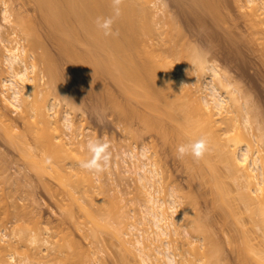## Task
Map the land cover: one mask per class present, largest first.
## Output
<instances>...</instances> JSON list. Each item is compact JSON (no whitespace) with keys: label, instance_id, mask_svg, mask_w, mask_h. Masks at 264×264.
I'll return each mask as SVG.
<instances>
[{"label":"rangeland","instance_id":"rangeland-1","mask_svg":"<svg viewBox=\"0 0 264 264\" xmlns=\"http://www.w3.org/2000/svg\"><path fill=\"white\" fill-rule=\"evenodd\" d=\"M4 1H6V3L9 4V8L13 11V12L11 11L12 16L10 21H6L4 19V15L2 14V12L5 9ZM161 1L162 2L159 5H157V7L153 8V10H158V7L161 6V9L162 8L164 9L163 12H159V14L157 15V17H160L159 18L160 25L158 27L167 28L166 21L168 20L167 19L168 17L174 18L179 23L186 37L188 36L187 39L190 38L189 41L193 43L194 46L196 45L204 53V55L207 58V63L215 64L219 67V69H221V73L225 78V84L234 93L238 101L241 102L242 104L247 105L246 108L247 111H249L250 113L249 115L252 120L251 131L255 136V139H253L255 146L257 145V141L259 140L260 137L263 139V143H264V15L260 14L262 11H257V15L253 14L254 12L252 13L253 10H251V6L248 3V0H215L216 2L213 0L216 4L211 0H208L209 2L207 0H205V2L203 0L202 1L201 0H161ZM262 1L263 0H260L259 2L262 3ZM209 3L211 6H212L211 3L215 5L211 7L208 5ZM36 5L37 3H35L34 0H0V24L3 26L2 29L4 31L3 33L9 34L13 30L14 31L16 30V34L10 36L11 39L14 41V43L20 42L22 45H25L26 48L30 46V44L28 45V42L25 40L24 37V34H26L28 38L30 37L28 36L30 34H28L29 32L27 30H29L32 33L34 30L35 31L37 30L36 32L39 35V37H41L40 38L41 41L45 40L44 41L46 42L45 44L44 42H42L44 44L43 46L46 48V50L47 49L49 50L48 53H52V55H49L50 58H53L55 56L52 62L53 64H55V66L57 63L56 66L58 67L57 70L59 72L61 71L58 74L59 77L61 78L59 79L62 82L63 87L66 91L65 93L68 94L70 92L72 96L76 97V99L75 97H73L74 99H72L70 93L68 94V96L67 94H65L66 97L69 96L71 97V100L69 99L70 103L68 102V99L64 98L65 95L63 96V95L55 94V96H53V95H49V93H47V95H49L50 98L56 97L58 99L59 97L60 100L57 111L60 115H63L66 109H72L73 116L75 117V121L79 125V130H80V131L77 130V133L79 131L78 133L79 138H77L76 140L83 143L81 144L82 146L78 145V148L80 149L81 152L85 153L88 151L87 145L90 140H98L100 141V143L107 145V152L110 154V159L106 165L105 170L99 174L90 172V175L96 185L97 184L99 185L100 183H104L105 185L104 188H106V190L109 191L107 192V195H101L103 198L105 197L104 200H100L101 196L95 193L96 196L98 195L97 200L91 202V199L87 198L85 194L82 195L83 191H81L80 187L74 188L72 186V185L75 186L74 183L70 185V183L67 182L69 186L67 187L63 186V184H59L60 181L57 179L55 175H54L55 177L51 175L53 174V172L50 173L51 171H49L48 169L47 170L49 171V173L48 171H43V170L39 171V169H41L39 165L42 164L43 158L46 159V155H45L46 151L44 150L42 145L43 144L42 142H44L42 141L43 138H40L38 140L40 141L42 139L41 140L42 144H41L40 142H37V140H35V136L38 139L39 136L42 135V132L40 131L43 130H41L40 127L37 126L38 129L40 130L38 131V133L40 132L39 136H37L38 133L35 130L36 128L35 126H33L34 129H32V132L36 131L37 135L36 133L34 135L33 133H31V131L30 132L27 131V129L31 130L30 128H28L30 124H27L24 121V119L21 118L19 112L15 111V109L11 105L9 106L7 105V101L5 102L3 95L0 93V190H1L0 191V238H1L0 242L5 243L4 244L5 246L4 245L2 246V244H0V248H1L0 251H4L3 255L4 257L6 256V260L12 261L10 255L15 253L14 256L16 257L17 261L18 260L21 261V259L22 260L25 259L28 261L29 264H39L41 262L42 263L44 262L46 264H65V263L67 264V262L68 263L70 262L71 264H74L75 261L76 264L77 263L84 264V262L86 264L88 263L89 264H140L139 262H137L138 260L136 259V257H134L133 254L128 252L125 249L124 245H122L123 243L121 241V238L117 237L114 232L113 233L111 232L112 228L109 230L102 229L98 226L96 227V225L95 228H93L94 225L93 226L91 225L93 223L91 222L92 220L88 213L90 211H94L97 214L101 212V217L98 216L100 221L101 218L103 217H105V219L111 217L109 219V222L113 220L112 222L118 223L119 220H123L124 224H121L123 228L126 227L129 228L130 225L133 223L137 224V221L135 222V219L140 216L139 214H141L140 208L142 207L141 205L143 204L144 201L143 197L144 198L146 197L145 195L147 190L142 188L141 191V186L136 183V181H138L136 176L134 174H130L129 172L127 173L125 171L124 168L128 166L132 167L133 162L131 161L130 157H126L124 155V152L133 151L134 153H138V152L141 153V151L144 148H146V151L148 152L147 157L149 158L151 157L149 159L151 161L149 162L156 165V167L162 173L161 177H163L160 181L161 183L158 182V184H156L158 191L161 189L160 190L161 195H159V193L157 194L162 198L168 199L169 197L168 192L169 193L176 192L175 194L177 195L176 196L177 199H180L182 197L180 199L182 203L179 202L178 200L179 216L183 219L188 216L189 221H192L191 222L192 225H193V221H195L196 223L199 222L198 226L200 228V231H203V229L205 231L207 229L206 231L210 235V238L212 236L211 238L212 244L210 245V247L212 248L213 246L214 248H212L210 251L214 256V257L212 256L214 261H212L211 264H219V263L243 264L244 261L242 262L241 260L243 259L246 260L245 257H248L247 259L250 258V256H246V254H248L247 251L250 248L248 249L247 248L248 246L246 245L247 246L246 248L248 250L246 251V249H244L245 244H248L249 242L246 243L244 242L245 240L243 238L242 235L243 233H241V231L243 230L244 233L246 232V235H249L247 234L248 233L247 229L248 230L250 229L252 231L253 228L251 229L250 226L251 223H249L250 218L247 216L248 211L247 214H245L246 211L244 212V210H247L246 208L244 209V207H247L244 206L246 203L245 202H244L245 204L243 203L244 200L239 201L240 203L238 202L239 197L241 196V194H243V189H240L242 190V192L239 190L238 186L240 184L234 182L236 181L235 178L233 177L234 175L231 177V179L234 180L232 181L230 179L229 169H228L229 174H225L223 172L224 171L227 172V169L226 167L225 168L223 167L224 165L222 164V162L220 163L219 161L221 166H217L216 164L217 171L220 167L223 168L219 170V171H223L222 176L220 174L221 172L218 171L220 175L217 174L218 175L217 178L219 179L223 177V175H226L225 177H223L224 179L229 177L226 181L223 178L220 180H224L225 181V182L223 181L224 183H227L228 180H231L229 181L230 184L227 183L226 186V189L230 188V190L227 191V193L228 192L230 193V195L228 194L229 197L226 194V197H228L227 199H229L232 195H233L232 197L235 196L236 198L238 196L237 193L240 192L238 199L236 198L237 201L235 200L237 203L234 201L232 197H231L232 200H229V202H232V204L234 202L233 205L236 206L237 210H234L236 208L233 207L232 208L234 211L238 212V213L234 212V214L237 215L231 216L227 209L225 208H224L225 210L223 209L226 203L224 205L220 204L221 201H219L218 199L221 198V196L218 197L217 192L215 191L220 188L219 185H221V183L217 184L215 182L219 186V188L215 184L218 189L216 188L214 190L211 184H209L210 182L207 183L205 180H203L204 179L202 178L203 175L201 176V173H199L198 169L195 170L196 168H198L197 166L199 165L196 162L197 165L196 167L194 166L195 165L194 158L192 159L194 163L191 162L192 160L190 161L191 164L193 163V166L191 165L192 167L188 163L189 159L191 158L188 159L187 155H186L187 157L185 156L182 159L178 158L176 150L178 146H180L181 144L177 142L178 140L176 138L177 136H175V139H177L176 141L173 138H171L173 141L170 139V137L173 134V131L172 134H164L165 132L168 133L170 132V130L164 131L165 128L167 129L168 125H169L168 128H170V126L175 127L176 125V124L173 125V122L171 121L172 119H170L167 114V112H169L168 110L169 105H166L168 109L164 106L165 105L164 103H166L165 98L164 100L161 101H165L163 103L164 105L162 106H164L166 109L159 106L158 110L161 107L162 111L161 109L160 111L162 113L159 111L160 112L159 114L158 110H157L158 113L156 111L154 112H156V115L158 114V116H160L161 119L164 120L167 126L164 124L163 120L162 121L159 120L158 116L156 115H154V117L152 116L153 114H155L154 112L151 111L153 114L150 112L154 120L158 117L157 119L159 120V122H157L158 120L157 121L155 120L157 123L161 124V122H163L164 124V125L161 124V126H164V129L162 127L160 133H158L159 132L158 129L160 126H158L156 122L155 124H157L156 126H158L157 129L153 128L156 127L154 124H153L154 126L152 127V125L151 126L148 125L147 123L144 122V120L138 117L137 112H139V110L140 112L143 111L144 113V112H149L150 109H148L147 105L145 106L146 104L145 102L144 105L143 103L142 104L140 103L141 101L143 102V100L141 99L137 100L136 95L133 94L132 96V94H130L132 91L128 90V88L126 89V87L132 88L131 85L133 86L135 85L134 88H137L136 84L131 83V85H128V83L130 82L129 81L128 83H126L128 86L125 84L126 86L124 87L123 85H119L117 83L119 85L118 86L117 84H115L116 81L110 76L108 77V75H103L104 77L99 75L101 78L100 79L97 74L96 75L94 74L96 76L95 77L92 74L90 75L88 71L86 72V70H83L84 68H82V66H79L80 65L79 64L80 62L78 63L79 60L76 61V59H73L74 58L73 54L76 51V50L74 51L73 49H75L77 46L75 48L69 46L70 47L69 49L74 51L73 53L71 52V50L69 51L70 55L72 54L73 57L70 56L67 50H65V47L67 45L64 47L62 46L65 44L62 43L63 41L62 42L60 41L61 38L59 40L60 35L58 36L56 32L55 33L53 32L50 25L45 21L44 17H42L43 16V14H41L42 12L39 11L38 6ZM20 9L22 10L23 13H25L24 15L27 17V21L31 22L33 20V22L31 23L27 21L23 22V20H21L27 32H24L25 30L22 31V29H24L22 28L23 27L22 24H20L21 27L18 25L21 19V17L19 16L20 15L19 13L21 12ZM14 13H16L15 16H13ZM17 15L19 16V19L16 20V18H18ZM41 19L44 20L42 21ZM161 22L162 24H164L163 26ZM32 26H34L33 29ZM28 38L27 40L29 41V39L31 38L29 39ZM79 45L80 47L77 48L79 49L78 52L80 51L82 52L85 46L83 45L84 46L83 47L81 46V44H78V46ZM43 46H40L43 50L42 49L36 50V52L34 53L39 54L41 51H46ZM2 47L3 46L0 45V87L3 79L6 78V76H8V74H5L6 71L5 73H3L4 71L3 72L1 71L3 69L2 60L4 56L3 55L4 50L2 51ZM66 48L68 49V47ZM28 50H30V48ZM64 53H66L67 55ZM68 55L70 59L69 57H67ZM56 58L58 62L56 61ZM27 61L28 63H31L33 62V59L31 57H28ZM62 75H64V77ZM183 76L189 80L195 79L193 70L185 71ZM205 77H208V75H206ZM47 79L48 80L50 79L48 75L45 76L46 81H48ZM66 79L68 80V82ZM99 84L102 86V88ZM104 84H105V88H103ZM172 87L175 88L174 85L173 86L166 85L165 87V89L169 91L168 93L171 92V95L176 93L175 92L176 90H174ZM93 88H96L98 92H96V89ZM0 89H2V87ZM168 89L170 90L173 89L174 93L172 94L173 90L170 91ZM178 89H177L178 95L182 92L181 93L182 97H184L185 95L183 94V91L181 89L180 91H178ZM138 90L143 91L141 89ZM129 91L131 92L129 93ZM125 94H126L125 97L127 98L124 97ZM127 94H129L130 96L129 95L127 96ZM6 95H9V93ZM160 96L163 97L162 95ZM176 96L177 95H175L174 97L176 98ZM109 97H116L119 98L120 100L122 99L121 102L124 99L123 102L125 104L121 103L122 106H120L119 105L120 103H118L117 105H119V107H124V105L125 107L128 106L125 108L126 113L130 115L128 116V120L127 119L124 120V118H121L120 115H118L119 112L117 113L115 111L117 109L113 110L114 103L112 102L113 104H110L111 103L110 100L112 98L110 99ZM114 99L112 100L115 101ZM119 99L117 100L119 101ZM126 99L127 100L131 99V101L128 100L129 102H127ZM183 100L185 101L186 99H182V98L180 99V101ZM157 103L162 104L161 102H158V100ZM185 103H188L187 100L185 101ZM100 107L108 110L103 111L102 109H99ZM129 107L132 111H129L130 110ZM131 107L137 108V112H136L137 118L135 116L136 113L133 111L135 109ZM131 112L133 114H131ZM140 112H139V116L143 115V113L140 115ZM52 113H54V110L52 111ZM150 113H147V116H150ZM144 115L146 116L145 113ZM125 123L127 126H125ZM62 127H63V131H65L63 125ZM171 129L174 130V128ZM67 132L70 131L66 130L65 135ZM165 135L166 136L170 135L169 138H167L168 140H166V138L163 137ZM9 136H11V139ZM66 138L69 139L67 136ZM15 139L19 142H16ZM261 150H262L260 153L262 159L261 164H263L264 167V146L261 147ZM212 152H213L212 156L216 155V152L215 153L214 151ZM215 157L214 159H217ZM35 161L38 165L34 163ZM118 161L120 162L119 165L117 164ZM205 164L207 163H204V165ZM34 165H37L39 169L38 168L36 169V166ZM207 165L204 166L205 168L203 167V169H205V172L209 173L210 175L214 174L216 168L214 167L215 168L214 170L213 167H210V169H213L212 170L213 173L211 172L212 173L211 174L209 172L210 169H208L210 165L208 167ZM189 166L191 168H189ZM50 170H52V168ZM205 172L203 171V173ZM215 173L217 172L215 171ZM214 175H212L211 178H214L216 176ZM215 180L217 181V179ZM158 185L160 187H158ZM212 185L215 186L213 183ZM225 185L226 184H224L223 188H225ZM71 186L73 187V190ZM117 186H119V189L121 190V192H123L122 193L123 196L122 197L120 196L121 198L118 197L120 200L114 199L115 197H113L115 192L117 194V190H116ZM231 189L235 191L233 192ZM75 190L77 191V193ZM238 190L239 192H237ZM230 191L232 192V194ZM141 192H145L144 193L145 195H142ZM214 192H216V194ZM10 193L11 194L13 193L14 195L13 194L10 195ZM92 194L94 193L92 192ZM166 194L168 195V197H165ZM178 195H180V197ZM80 196L81 197L85 196V197L81 198ZM221 199L224 203L225 201L224 198ZM242 199L244 198L242 197ZM227 205H229V203ZM237 205L239 207H237ZM101 206L103 208H101ZM228 208L230 209V207ZM186 210L189 211V212L187 211L189 215L184 214L186 213ZM230 210L232 211V209ZM94 212L91 213L96 215V213ZM182 213L186 217H184ZM5 214H7L6 217ZM114 215L117 216L116 220L114 219L115 218ZM192 216L193 218L194 217L195 218L193 219ZM190 217L192 218V220L190 219ZM196 218L199 220L197 221ZM103 219L101 222H103ZM105 219L104 221H106ZM205 219L207 221H205ZM184 220L182 222H184ZM182 222H178L180 231L181 229L183 231L185 227V224H183L182 226ZM201 224L204 226V228H202L203 226ZM114 226L118 227L117 225H115V223ZM241 226L243 227L240 228ZM245 226L247 227L249 226L250 228H247ZM20 228H23V230ZM91 228L96 229L97 231L93 230L96 233L99 231L98 234L96 235V233H91ZM21 230L25 234V235L23 234L24 237H26L24 240L21 239L23 238ZM206 231L199 233L198 237L200 238L198 239L195 238V240L192 238V240H194V244L195 241L196 244L198 243V245L202 244L201 242L204 243V235H208ZM252 232H254L253 234L251 233L252 235L256 233L255 235L260 236V232H255V231ZM6 234L8 237H4V235ZM33 234L38 235V237L41 240L39 244L37 243V245L32 244L31 241L29 240L30 236H32ZM93 234L98 238L95 239ZM249 236L246 237L249 238ZM251 237H252L250 239L251 245H253L255 248H258L259 250L261 240H258V238H256L255 236H251ZM45 239L49 240V244H45L43 242ZM5 241L10 243L8 244ZM206 242L208 241L206 240ZM12 243L13 245H11ZM173 243L174 244L171 243V246L177 247L175 249H178L179 245L176 246L177 242L176 243L173 242ZM251 245L250 247H252ZM4 247L7 248V250ZM13 247H15L16 249ZM239 247L242 249H240ZM34 248H38L39 251L38 249H36L37 253H35L36 250H34ZM175 249L173 248L174 252L178 254L177 255L178 261L181 260L182 262V263L180 262L181 264H186V261H183L184 257L182 256L180 249L176 251ZM262 249L264 252V248ZM217 250L219 251V253ZM239 250H241V252L245 250L243 251L245 255L242 254L245 257L241 255V252ZM70 254L72 255V257L75 256V259L77 258V260L69 261L70 258L72 259V257H69ZM216 256L219 257L215 258ZM242 257L244 258L242 259ZM218 259L220 260V262ZM79 260H81L82 262L80 263ZM246 262L244 264H246ZM0 264L2 263L0 262Z\"/></svg>","mask_w":264,"mask_h":264},{"label":"bare ground","instance_id":"bare-ground-1","mask_svg":"<svg viewBox=\"0 0 264 264\" xmlns=\"http://www.w3.org/2000/svg\"><path fill=\"white\" fill-rule=\"evenodd\" d=\"M203 1L205 2V0ZM259 1L258 0H248V3L251 6V10H253L252 13L254 12L253 14L257 15V11H262L260 14L264 15V0L262 1V3H260ZM34 2L37 3L36 6H38L39 11L42 12L41 14H43L42 17H44L45 21L50 25L53 32L54 33L56 32L58 36L60 35L59 40L61 38L60 41L61 42L63 41L62 43L65 44L62 46L64 47L67 45L66 47H68V49L65 47V50H67V52L69 53V51L71 50L69 49L70 48L69 46H71L72 48H75L77 46L75 49H73L74 51L76 50L77 52L76 51L74 52L73 50H71V52L72 53L74 52L73 59H76V61L79 60L78 61V63L80 62L79 66H82V68H84L83 70H86V72L88 71V73L90 75L92 74L93 76H95L96 74L98 76L108 75V77L110 76L116 81L115 84L118 83L119 85H123L124 87L127 85L126 83L130 81L129 82L130 84L128 83V85H131V83L132 84L134 83L136 84V87L138 89L143 90V91H140L137 88H134L135 85L134 86L131 85L133 90L130 87H126V89L128 88V90L132 91V92L129 91V93L131 92L130 94H132V96L134 94L136 95L137 100L138 99L143 100V102L141 101L140 103L141 104L143 103L144 105V102H145L146 103L145 106L147 105L148 109H150L149 112H144L146 116L144 115L143 111L140 112L139 110L140 115L142 113L144 115V116L141 115L142 116L141 117L139 116V112H137V108L131 107L136 110V111L135 110L133 111L135 113L137 112L138 117L144 120L145 123H147L150 126L152 125V127L158 124V126H160L158 129L159 130L158 133H160V130L162 129V127L164 129V126H161V124L164 125L165 122L163 119H161L160 116H158V114L156 115V112L159 106L165 108L166 105H169V109L166 107L169 110L167 114L169 118L172 119L171 121L173 122V125L174 124L176 125L175 127L170 126V128H168L169 127L168 125L167 129L165 128L166 130L164 129V131L170 130L171 133L165 132L164 134H172V131H173V134L175 135L172 134L170 139L173 138L175 141L178 139L177 142L180 144H187L190 140L197 139L200 136L207 137L209 141V149L205 153L202 159H200L199 161L194 160L195 161L194 166L196 167L197 163L199 165L197 166L198 168H196L195 170L198 169L199 173H201V176L203 175L202 176V178H204L203 180H205L207 183L210 182L209 184H211L214 190L217 187L219 188L220 186V188L219 189L217 188L218 190H215V191L217 192L218 197L221 196V198H224L225 201L223 203L221 198L219 199L217 198V199L221 201L220 204L222 205L226 203V205L222 207L223 209L224 208L227 209L231 216L237 215V214H234V212L235 213H238V212L234 211V210H237L236 206L233 205L234 202L233 204L232 202H229V200H232L231 197L233 195L229 199H227L230 195V193L229 192L227 193V191L230 190V188L226 189V186H227V183L230 184L229 181L232 180L231 177L234 175L233 177L235 178L236 181L234 180L232 181L240 184L239 185L240 187L238 186L239 190L243 189V194H241L240 197H239L240 192L239 190L237 191L239 193H237L238 196L236 198L237 199L238 197L239 199L241 198L240 200L238 199V202L241 200H244L243 203L244 202L246 203V204L244 203L245 204L244 206H247V207H244V209L246 208L247 210H244V212L246 211L245 214H247V211H248L247 216L250 218L249 223H251L250 224L251 229L253 228L252 231L260 232V236L255 235L256 233L252 235L254 232H252L249 229L250 230V233H249V230L247 229L248 231L247 234L250 235L252 233L249 236V235H246V232L244 233V231L241 229L242 230L241 233H243L242 235L245 240L244 242L245 243L249 242L248 243L249 245L245 244L244 246L245 248L244 247L243 248L246 249V251L250 248L247 251L248 254H246V256H250L249 259H247L248 257L244 256L245 253H243V251L245 250H243L242 252L241 250H239L241 252V255L244 254L242 256L246 258V260H244L243 259L244 257H242L243 260L241 261L242 262L244 261L243 264L247 260L249 262L247 261L246 264H264V252L262 249L264 248V167H263V164H261L262 159L260 156L261 155L260 153L262 151L261 147L264 146L263 139L260 137L258 141L255 140L257 141V145L255 146V143L253 140L255 139V136L251 131V128H252L251 121L252 120L249 115L250 114L249 111H247V108H246L247 105L242 104L241 102L238 101L234 93L225 84V78L223 77L221 73V69H219V67L215 64L207 63V58L204 55V53L196 45L194 46V44L189 41L190 38L187 39L188 36L186 37L179 23L174 18L168 17L167 18L168 20L166 21L167 28L158 27L160 25L159 24L160 17H157V15L159 14V12H163L164 9L163 8L161 9V6H159L160 8L158 7V10H153V8L157 7V5H159L162 1L161 0H158V1L157 0H122V4L120 5L121 14L119 17L115 18L114 24L112 26V31L114 33H118V35H112V36H105L103 33V30L98 28L96 25L97 18H106V17L113 15L112 0H34ZM211 4L212 6L210 5V3L208 5L213 7L216 3L215 4L211 3ZM4 6H5L4 7L5 9L3 11L4 13L2 12V14L4 15V19L6 21H10L13 11L9 8V4H7L6 1H4ZM20 11H19L20 13L18 12L20 14L19 16L21 17L20 22L18 24L19 26L24 21H27V17L24 15L25 13H23L21 9ZM15 15L16 13H14L13 16ZM19 16L17 15L18 18L15 17L16 20L19 19ZM21 20H23V22ZM31 22H33V20ZM163 25L164 24H162V26ZM33 27L34 26H32V29ZM22 28H24V25ZM2 29H3V26L0 24V45L3 46L2 51L4 50L3 51L4 56L2 60L3 69L1 71L2 72L4 71L3 73H5L6 71L5 74H8V76L5 75L6 78H4L3 81L1 82V87L3 90L0 89L2 91V92L0 91V93L3 95L5 102L7 101V105L8 106L11 105L15 109V111L19 112V114L21 115V118L24 119V121L27 124L31 125V126L29 125L28 127L31 130L27 129V131L29 132L31 131V133L35 135L36 131L37 133L38 131H40L38 127H40V129L43 130V131H40L42 132V135H41L42 137L39 136L40 132L38 133V135L36 133V135L39 136V138L37 139L35 136V140L41 143L42 139L40 141L38 140L40 138H43L42 141L44 142H42L43 144L42 143L41 144L43 145V148L46 151L45 152L46 159L43 158L42 164L39 165L41 169L38 168L37 166L38 164L36 163V161L34 163L37 165H34V166H36V169L38 168L39 171L49 170L51 171L50 173L53 172V174L51 175L53 176L55 175L57 179L60 181L59 184H63V186H66V187L69 186L67 182H69L70 185L74 183L75 186L74 185L72 186L74 188L80 187L81 191H83L82 195L85 194L87 198L91 199V202L96 201L98 195L100 196L107 195V192L109 190L107 191L106 188H104L105 186L104 183H100L99 185L98 184L96 185L95 182L91 178L90 172L80 167V162L90 158V153L87 151L85 152L86 153L85 154L84 152H81L80 149L78 148V145L82 146L81 144L83 143L76 140L77 138H79L78 133L80 130H79V125L77 124V122L75 121V117L73 116L72 109H66L63 115H60L57 111V108L59 106V100H60L59 97L57 99L56 97L50 98L49 96V95L55 96V94L64 96L65 94H67L65 93L66 91L63 87L62 82L60 81L61 78L59 77V74H58L61 71L59 72L57 70L58 68L56 67L57 63L55 66V64H53L52 62L53 58L55 57L54 54H53L54 57L50 58L49 55H52V53H48L49 50L47 49L48 50L47 51L46 48L43 46L46 42H44L45 40L41 41L40 39L41 37H39V35L36 32L37 30L36 31L34 30L33 33L27 30L29 32L28 34H30L28 36H30L29 38L31 39H29L27 35L24 34L25 40L28 42V45L30 44V46L27 45L28 46L27 48L28 49L30 48V50H28L25 45H22L20 42L14 43V41L11 39L10 36L16 34V30L15 31L13 30L9 34H6V33L4 34L3 33L4 31ZM22 31L27 32L26 28L22 29ZM27 38L29 39V41L27 40ZM42 42H44V44ZM78 44H81V46L83 45L85 46V47L83 46L84 48L82 52L81 51L78 52L79 49L77 48L80 47V45L78 46ZM40 46H43L46 51H41L39 54H35L34 52H36V50L42 49ZM59 50H62V49H59ZM69 55L67 57H69ZM70 56H72V54ZM28 57H31L33 59V62L28 63L27 61ZM56 61H57V58H56ZM42 64L43 65L45 64L44 65L45 68ZM190 70L194 71V76H195L194 80H189L183 76L185 71H190ZM47 75L50 78L49 80L47 79L48 81L45 80V76ZM206 75H208V77H205ZM62 76L64 77V75ZM166 85L175 86V88L173 87L172 88L176 90L175 91L176 93H174L173 89L171 90L168 89V90L170 91L173 90L172 94L174 93L173 94L174 96L177 95L176 98L173 95H171V92L168 93L169 91L165 89ZM177 87L183 91L185 98L182 97V94H181L182 92L179 94L180 96L178 95ZM103 88H105V84ZM120 88H123V87H120ZM93 89H96V88H93ZM124 89H121V90H124ZM180 89H178V91H180ZM100 90H103V89H100ZM6 92H8L9 95H6L8 94ZM96 92H98L97 89H96ZM47 93H49V95H47ZM70 95L72 99H74L73 97L75 96H72L71 93ZM128 95L129 94H127V96ZM160 95H162L163 97H161ZM125 96L126 94L124 95V97ZM69 97H66L65 95L64 98L68 99V102H69L71 100V97L70 98ZM109 98L110 99L115 98L114 99L115 101H113L112 99L110 100L111 101L110 104L114 103L113 110L117 109L115 111L117 113L119 112L118 115H120L121 118H124V120L126 119L128 120V116L130 115H128V113H126L125 111V108L128 106L125 107L124 105L125 103L123 102L124 99L121 102L122 99L120 100L119 98H116V97H109ZM164 98L166 100V103H164L165 101H161V100H164ZM181 98L186 99L188 103H185L186 100L180 101ZM117 99H119V101ZM131 99H128V100L131 101ZM128 100L127 102H129ZM157 100L158 102H161L162 104L157 103ZM118 103H120L119 104L120 106H122L121 103H124L123 104L124 107H119V105H117ZM162 105H164L165 107ZM161 107L159 108L158 112L160 111ZM80 109H81V106H80ZM99 109H102L103 111L108 110V109H104L101 107ZM53 110H54V113H52ZM129 111H132V110L130 109ZM151 111L152 112L156 111V112H154L155 114H153ZM243 111H244L245 116L243 114ZM245 112L247 113V115ZM137 113L135 114V116L137 115ZM147 113H150V116L152 115L153 117L154 115L158 116L159 120L161 121L163 120L164 124L163 122H161V124L157 123L159 122V120L157 119L158 117L157 118L155 117L156 118L155 120L156 121L158 120L156 122L152 116L151 117L147 116ZM131 114L133 113L131 112ZM155 122L157 124H155ZM62 125L64 126L65 131L67 130V131H70L71 133L67 132L65 135V131H63ZM165 125L167 126V124ZM33 126L37 128V129L35 128L36 130V131L34 130L35 132H32V129H34ZM125 126H127L126 123H125ZM158 126L153 127V128L157 129ZM171 128H174V130H172ZM77 130H79L78 133H77ZM129 132H132V131H129ZM66 136L69 139H67ZM169 136L170 135H167V136L165 135L163 137L166 138V140H168L167 138H169ZM175 136H177L176 137L177 139H175ZM9 137L11 139V136ZM16 142H19V141L16 140ZM212 151H214V153L216 152V155H213V156L214 157L216 156L215 158L217 159H214V157L212 156V153H213ZM147 153L148 152L146 151V148H144L141 151V153L140 152L134 153L133 151L124 152V155L126 157H130L131 161L133 162L132 167L128 166L124 168L125 171L127 173L129 172L130 174H134L136 176L138 180L136 181V183L141 186V191H142V188L147 190L146 195L144 194L145 192H141L142 195H145L146 197L145 198L143 197L144 201H143V204L141 205L142 211L140 208V212H141V214H139L140 216L139 217L134 216V217H137L136 218L137 220L135 219V222L137 221V224L133 223L130 225L129 228L128 227L123 228L121 224H124V221L117 220L118 223L112 222L113 217L111 219L112 221L110 222H109V219L111 217L108 219H105V217H103L106 221H104V219L101 218V221L103 219V222H101L100 219L98 218V216L101 217V212L98 213L100 214L98 215L96 212L90 211L88 214L91 217V220H92L91 222L93 223L91 225L92 226L94 225L93 228H95V225L96 227L98 226L102 229L109 230L112 228V231L111 230L110 231L112 233L114 232L117 237L121 238V241L123 243L122 245H124L125 249L128 252H130L131 254H133L134 257H136V259L138 260L136 261L139 262L140 264H179L181 260L178 261L177 259L178 254H176V252H174L173 250V248L175 249L177 247L171 246V243L174 244L173 242L175 243L177 242L176 246L179 245L178 249H180L181 254L184 257L183 261H186V264H211L212 261H214L213 259L214 256L210 251L212 248H214L213 246L212 248L210 247V245L212 244V241H211L212 236L210 238V235L207 233L206 231L207 229H206L205 231L209 236L204 235V243L201 242L202 244L199 243L200 245H198V243L196 244V241H195V244H194L195 238L197 239L200 238L198 237L199 233L205 232L204 229L203 231H200V228L198 226L199 222L196 223L195 221H193V225H192L191 223L192 221H189L188 216H187L188 217V220H187V217L184 216L183 213L182 215L186 217L184 219L187 220L188 222L179 216L178 203L181 202L180 199L182 197L180 199H177L176 197L177 195L175 194L176 192H171V193L168 192L169 197L167 194H166L167 196L165 195V197H168V199H165L159 196L161 195V191H160L161 189L159 188L160 189L159 190L160 192H159L156 184H158V182H160L161 179L163 178L161 177L162 173L156 167V165L149 162L151 161L149 160L151 157L150 158L147 157ZM187 156L186 157L188 159L191 158L189 159L188 163L190 164V166L191 165L193 166V163H194L192 160L193 157L191 155H187ZM48 158H51V163H46ZM190 161L193 163L191 164ZM219 161L220 163L222 162V164L224 165L223 167L224 168L226 167L227 169V172L226 171L223 172V171H219L223 168L218 167L219 168L218 171L221 172L220 173L221 176L223 173L225 174L230 173L231 180H228L227 183H224V182L229 177L226 179L223 178L226 175H223V177L220 176L221 178L219 179L217 178L218 177L217 174H219V172L217 171L216 164L217 166H221ZM119 163L120 162L118 161L117 164L119 165ZM204 163H207L210 165L209 166L205 164L207 165V167L209 166L208 169H210V167H213V169L215 170L216 168L215 171L217 173H215L214 171V174L216 176L212 174L213 169H210L209 172L210 173L212 172L211 174L216 177L214 178L217 179V181L214 178H211L212 175L205 172V169H203V167L205 166ZM190 166L189 168L192 167ZM51 168L53 171L50 170ZM200 168H201V171H200ZM228 169L230 171L229 173H228ZM202 170L205 173H203ZM222 178L225 181L220 180ZM215 182L217 184L221 183V185L218 186ZM212 183L214 185L216 184L217 187L216 185L213 186ZM224 184H226L225 188H223ZM159 185L158 187H160ZM73 187H72V190H73ZM155 187L157 190L155 189ZM116 188H117L116 189L117 194L115 192L113 197H115L114 199L120 200L119 198L123 196L122 195L123 192H121V190L119 189V186H117ZM240 191L242 192V190ZM92 192L94 194H92ZM216 192L214 193L216 194ZM95 193L98 195L96 196ZM157 193H159V195ZM12 194L10 193V195ZM226 194L228 197H226ZM178 196L180 197V195ZM84 197H81V198H84ZM242 197L244 199H242ZM102 198L103 197L101 196L100 200L105 199V197L103 199ZM232 198L234 199V201L235 200L237 201L235 196ZM228 203L229 205H227ZM238 205L237 207H239ZM227 206L230 207V209H232L233 213ZM232 207L236 209L233 210ZM101 208L103 207L101 206ZM187 211L188 210H186V213L184 214L189 215L188 213L189 211L188 212ZM91 212L96 213L97 216ZM6 215L7 214H5V217ZM116 217L117 216H115L114 218L115 220H116ZM192 218L190 217L191 220ZM182 219L184 220V222H182L183 221ZM198 220L199 219H197V221ZM205 221L207 220L205 219ZM178 222H182V226L183 224H185L183 231L182 229L180 231ZM114 223L118 227L114 226ZM242 227L243 226H241L240 228ZM93 228H91V233H96L94 231H97V230ZM202 228H204V226ZM247 228H250V227L248 226ZM20 229L23 230V228H20ZM124 229L125 230L127 229V230L125 231ZM98 232L96 233V235L98 234ZM23 234L24 232L22 231V235ZM24 235H23V238H21L23 240L26 238L24 237ZM93 236L95 239L98 238L94 234ZM246 236L247 237L249 236V238H247ZM251 236H255V237L257 236L256 238H258V240H261L259 250L258 248H255L253 245H251L250 243L251 242L250 239L252 238ZM4 237H8L7 234L4 235ZM192 238L194 240H192ZM246 238L248 239V241ZM29 240L31 241L32 244H35V245H37V243L39 244V242L41 241L38 235L36 234H33L32 236H30ZM206 240L208 242H206ZM5 242L8 243L7 241ZM43 242L45 244H49V240L45 239ZM0 244H2L3 246L5 243L0 242ZM11 245H13V243ZM250 245L252 247H250ZM5 249L7 250V248ZM36 249L38 248H34V250ZM178 249H175V251ZM3 252L4 251H0V256H1L0 262L2 264H27L28 263V261L25 259H23L24 261L22 259L21 261L19 260L17 261L16 257L14 256L15 253L10 255V258L12 261H8L6 260V256L4 257ZM35 253H37V250ZM70 255L69 257H72V255L71 256ZM218 257L216 256L215 258H218ZM70 260L74 261V260H77V258L75 259V256H73L72 259L71 258L69 259V261ZM75 262L74 264H76ZM79 262L81 263L82 261L79 260ZM69 263L67 262V264ZM39 264H46V263L41 262ZM84 264L86 263L84 262Z\"/></svg>","mask_w":264,"mask_h":264},{"label":"clouds","instance_id":"clouds-1","mask_svg":"<svg viewBox=\"0 0 264 264\" xmlns=\"http://www.w3.org/2000/svg\"><path fill=\"white\" fill-rule=\"evenodd\" d=\"M122 0H112L113 15L106 18H97L96 25L103 30L105 36L118 35L112 31L115 18L121 14L120 5ZM90 158L80 162V167L88 172L95 174L102 173L110 159V154L107 152V145L100 143L98 140H90L87 145ZM209 149V141L206 136H200L197 139L190 140L187 144H181L177 148L178 158H184L186 155H191L194 160L199 161ZM46 163H51V158H48Z\"/></svg>","mask_w":264,"mask_h":264}]
</instances>
